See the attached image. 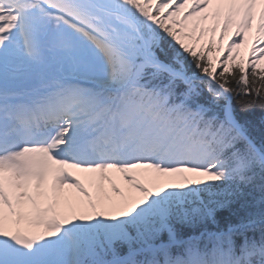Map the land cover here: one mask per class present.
Masks as SVG:
<instances>
[{"label":"snow or ice","instance_id":"snow-or-ice-1","mask_svg":"<svg viewBox=\"0 0 264 264\" xmlns=\"http://www.w3.org/2000/svg\"><path fill=\"white\" fill-rule=\"evenodd\" d=\"M0 264H264V0H0Z\"/></svg>","mask_w":264,"mask_h":264},{"label":"rangeland","instance_id":"rangeland-1","mask_svg":"<svg viewBox=\"0 0 264 264\" xmlns=\"http://www.w3.org/2000/svg\"><path fill=\"white\" fill-rule=\"evenodd\" d=\"M193 21H189V24H192ZM208 24H211V21L208 22ZM204 26H208V25H204ZM219 36V32H217V37ZM205 39H207V37H205ZM228 43V40L227 38L225 39V44ZM251 46V38L249 39L248 43L245 45V48L242 49L241 51L246 55V52H247V49L250 48ZM215 55V53H214ZM84 175L83 173H79V176L81 177V179L83 180L84 179ZM117 183L119 184V180L117 179ZM106 184V183H105ZM87 185V184H86ZM107 185V184H106ZM106 185H105V188H106ZM93 190V189H92ZM94 192V196L96 195L95 191L93 190Z\"/></svg>","mask_w":264,"mask_h":264},{"label":"trees","instance_id":"trees-1","mask_svg":"<svg viewBox=\"0 0 264 264\" xmlns=\"http://www.w3.org/2000/svg\"><path fill=\"white\" fill-rule=\"evenodd\" d=\"M256 115H257V116H259V115H260V113H259V111H258V110H257V112H256Z\"/></svg>","mask_w":264,"mask_h":264},{"label":"bare ground","instance_id":"bare-ground-1","mask_svg":"<svg viewBox=\"0 0 264 264\" xmlns=\"http://www.w3.org/2000/svg\"><path fill=\"white\" fill-rule=\"evenodd\" d=\"M75 174H77V172L75 171ZM69 193H71V194H74V193H72V191H70Z\"/></svg>","mask_w":264,"mask_h":264}]
</instances>
